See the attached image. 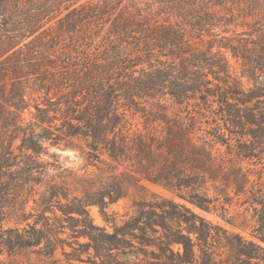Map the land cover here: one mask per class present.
Returning <instances> with one entry per match:
<instances>
[{"label": "trees", "instance_id": "obj_1", "mask_svg": "<svg viewBox=\"0 0 264 264\" xmlns=\"http://www.w3.org/2000/svg\"><path fill=\"white\" fill-rule=\"evenodd\" d=\"M147 5L157 8L123 0H0V254L44 242L40 250L52 257L66 219L77 223L69 226L73 238H88L99 264H119L112 253L124 244L118 236L134 230L161 264H215L214 244L222 241L229 264H264V182L243 165H264V0ZM232 25L247 33L224 36ZM37 38L51 60L40 62L30 50ZM25 75L51 91V109L35 103L26 124ZM70 139L83 142L98 176L42 183L41 156ZM35 185L43 223L23 226L20 197ZM127 197L135 216L118 226L106 210ZM244 205L250 218L231 212ZM89 206L99 207L112 233L93 224ZM4 221L13 225L4 228ZM248 230L252 239L241 235ZM147 232L157 234L154 241Z\"/></svg>", "mask_w": 264, "mask_h": 264}, {"label": "rangeland", "instance_id": "obj_2", "mask_svg": "<svg viewBox=\"0 0 264 264\" xmlns=\"http://www.w3.org/2000/svg\"><path fill=\"white\" fill-rule=\"evenodd\" d=\"M113 2H117V0H112ZM94 3L103 4L105 0H93ZM146 0L142 2H132L130 0H123V4L126 5H133L139 9H146L149 8L150 11H155L156 6H145ZM162 17H166L165 15H161ZM174 21V20H173ZM240 19L237 21L239 22ZM236 22V23H237ZM47 25L45 28L49 27ZM230 32L225 34L224 36L230 38L233 37L232 31L237 30L238 33L246 32V28H241L240 26L235 29V27L229 26ZM219 32V29H216ZM248 38L247 36H244ZM34 37H30L26 40V42L31 41ZM45 40H41V38H37L34 43L29 47L31 51H36V58L41 62L43 58H47L51 60L49 54L51 51L45 47ZM41 53V55H40ZM229 63L234 68L236 73H239V65L236 63L235 59L231 58L230 53H227ZM45 61V60H44ZM41 78V77H40ZM22 83V91L24 93V101L25 106L27 105L28 108L24 109L23 111V118L25 119L24 123H28L32 117L30 113H35L34 104L38 103L40 106L48 105V100L51 99V91L47 92V89L44 88L43 82H38L36 78L33 76L23 77L20 81ZM245 82V80H244ZM249 86V84L247 85ZM49 106V105H48ZM51 109V106H49ZM51 116V113H50ZM205 127L203 126V129ZM199 135H202L200 133ZM67 145H61L59 148H51L48 147L45 154L41 156V161L45 164L44 165V172L45 177L42 179V183H60L61 181L67 182L69 184L73 183V181H77L78 179H82L86 176H90L95 178L98 176V172L96 169L90 165H88L86 152L87 149L84 147V144L79 139H70L67 141ZM18 143V142H17ZM48 146V145H47ZM221 152L226 151V148L220 146L219 144L216 146ZM264 162V160H263ZM245 167L251 169L252 172H258L259 176H262V181L264 182V165H251L245 162L243 164ZM257 177L252 176V179H256ZM41 181V179H40ZM75 185V184H73ZM147 188L151 194L158 195L162 198L170 199L171 195L164 191L163 189L153 186L147 185ZM39 186L35 185L30 192V194L26 193L25 191L22 193L20 197L21 202V213H24L25 217V224L29 223L32 225L35 221H39L37 227L43 223L42 216L37 210V206L35 202L39 199ZM76 195L81 196L82 194L75 193ZM151 195L149 194V199ZM177 202L179 200L176 199ZM189 208L193 210L195 213H201L198 209L192 208L189 204H186ZM90 218L93 220V224L99 227H104L107 232L112 233L113 229L111 224H107L104 222L99 207L97 206H89L86 208ZM247 210V211H246ZM107 213L111 217H115L117 225L122 226L123 222L129 219L130 216H135L134 209L132 208L131 197L122 198L117 202L109 205L107 208ZM232 213H241L244 215L251 217L253 214L252 209L250 206H233L231 208ZM56 215L58 217H62L59 211H56ZM45 216L49 218V225H51V213L46 212ZM207 220L212 221L214 224H218L219 226L223 227L224 229L230 231L231 233H239L240 231L237 229H232L228 224H226L223 220L219 217L212 215V214H202ZM64 219V225L67 227L61 234L59 238L61 239V244H58V248L55 254L51 257V254H44L43 251L40 249L43 248L44 242L37 247H30V248H21L11 252L3 251L0 254V264H99V258L94 256V252L91 248H88L87 244L89 242L88 238L80 236L77 238H73L72 231L69 229V226L77 225L75 222H71ZM4 228L11 227L13 225L12 222L4 221L3 223ZM124 228V227H122ZM161 231L159 230V233ZM130 233H133V236L122 238L118 236L119 239L124 241L123 246L120 248L119 251H113V257L119 264H161L159 260L156 259L157 250L156 248H150L145 246L141 243H148L144 242L142 234L138 230H134ZM148 240L154 241V238L157 237V234L152 232H147ZM32 234L31 230H26L23 233L24 237H28V235ZM241 235L244 236L246 239H252L250 236L249 230L246 232H241ZM81 244V246H80ZM83 245V246H82ZM45 248V247H44ZM173 252H177L178 246L172 247ZM76 251V252H74ZM214 253V262L215 264H229L230 261H233L230 258V254L227 248L223 247V241L220 244L215 243L213 248ZM106 260L110 261L109 258ZM199 262H201L199 260Z\"/></svg>", "mask_w": 264, "mask_h": 264}]
</instances>
